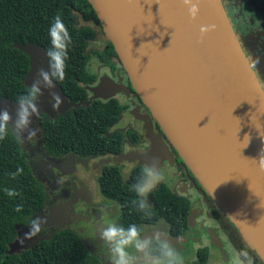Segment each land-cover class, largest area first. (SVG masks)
Segmentation results:
<instances>
[{"label": "water", "instance_id": "95a60500", "mask_svg": "<svg viewBox=\"0 0 264 264\" xmlns=\"http://www.w3.org/2000/svg\"><path fill=\"white\" fill-rule=\"evenodd\" d=\"M87 1L132 89L150 112L131 111L143 123L148 149L120 153L113 161H136L143 166L158 159L160 167L165 162L173 166L174 155L154 131V121L202 189L264 264V171L259 165L264 155V91L221 0H199L196 20L190 19L182 0ZM209 25H215V30L201 40L200 27ZM41 52L40 60L31 58L25 78L30 87L41 69L49 71L46 51ZM85 89L90 97L73 102L57 85L51 90L42 86L38 114L53 119L68 109L88 107L94 100L128 95L122 78L115 81L107 74ZM52 92L62 100L58 110L51 101L41 99H51ZM10 103L0 111L7 109L16 116L18 105ZM79 199L90 202V194L81 183L73 202ZM196 217L197 209L193 208L189 228ZM168 238L172 245L180 242L179 238ZM210 241L219 247L212 234Z\"/></svg>", "mask_w": 264, "mask_h": 264}, {"label": "trees", "instance_id": "16d2710c", "mask_svg": "<svg viewBox=\"0 0 264 264\" xmlns=\"http://www.w3.org/2000/svg\"><path fill=\"white\" fill-rule=\"evenodd\" d=\"M58 14L72 37V43L68 48L65 79L55 81V84L70 101L77 102L90 97L85 87L93 85L97 77L88 70V61L93 53L98 52L89 53L87 49L100 23L89 2L0 0V99L17 103L20 96L27 94L30 86L25 83V78L30 72L31 58L18 46L33 45L47 53L51 48L49 29ZM79 19L84 24H79ZM109 47L112 55L117 58L111 43ZM107 58L104 61L106 64L110 56ZM47 60L49 64L48 57ZM259 65L264 68V62ZM125 109L126 106L117 98H112L107 101L94 100L88 107L68 109L53 119L45 113H39L36 122L41 128L43 152L54 160L69 154L81 158L119 155L123 151L125 137L133 144L140 142L139 135L132 130L108 134ZM178 159L185 167L181 158ZM18 168H22L23 173L13 178L12 174ZM141 168L142 165L134 166L126 178H123L116 165H104L100 170L98 189L104 198L118 204L117 223L124 227L135 224L143 234V226H153L164 221L171 237L185 235L191 202L167 185L160 184L148 194V205L152 211L150 218L133 206L132 201L138 197L132 191V185L140 175ZM197 185L211 207V217L222 222L230 238L237 241L239 233L232 230L212 199ZM5 188L15 190L19 195L9 197ZM50 201L47 188L34 175L26 150L9 126L6 138L0 140V264H104L71 228L55 232L29 249L7 254L10 244L16 240L17 225L27 226L31 218L42 213ZM17 206H22L21 211L15 210ZM240 243L238 246L242 248ZM208 256L206 248L199 249L191 264H207Z\"/></svg>", "mask_w": 264, "mask_h": 264}, {"label": "rangeland", "instance_id": "374dc122", "mask_svg": "<svg viewBox=\"0 0 264 264\" xmlns=\"http://www.w3.org/2000/svg\"><path fill=\"white\" fill-rule=\"evenodd\" d=\"M79 24H84L81 19H79ZM97 46V42L91 41L88 44V52L90 53L91 51H95L94 47ZM20 47L33 60L37 61L43 57L41 49L30 45ZM105 54L106 53L104 52L101 54L93 53L88 61L87 68L90 73L96 75L97 79L103 73L108 75L107 70L104 67L111 65V57L109 58V62L106 64L104 61H107L108 55L105 56ZM253 67H258L260 75L264 74V68H262L257 61H255ZM25 83L29 84L27 81H25ZM44 98L48 97H41V99ZM116 98L121 104L125 105V101L121 95H117ZM50 101L51 99L48 102ZM9 105H11L9 101L0 99V109H4ZM125 106L127 107L126 110L121 113L119 121L109 129L108 134H111L114 131L126 132L127 130H132L139 135L141 141L138 145H135L129 142L125 137L123 140V152L128 150H135L138 152L142 151L148 144L144 137L142 123L141 121L134 119L130 114L131 112H128L130 109L129 105ZM11 116L13 120H15L16 116ZM9 126L15 133L11 124ZM30 129L36 130V136L29 138L28 133L24 132L22 138L18 139L20 140L21 146L28 154V161L32 167L34 175L47 188L51 196V201L42 213H38L31 218L27 226L17 225L16 240L10 244L11 246H9L7 254L18 253L21 250L29 249L36 242L48 239L55 232H58L64 228H71L80 236L84 244L94 254L98 255L103 260L104 264H110L108 259V248L102 243V241L99 240L98 230L105 222L117 223V218L119 216V206L114 201L108 200L100 194L97 185V177L99 176L100 170L104 165H116L119 167L123 178H126L130 170L138 163L136 161L130 162L126 160L115 162L113 161V156L110 155L96 158H81L75 154H69L62 159L54 160L49 158L42 150L41 128L36 121H33L30 124ZM161 169L165 175V181L160 184H165L171 189L179 190V185L182 179L177 169L165 164L161 166ZM80 183L90 194L89 203H85L83 200H79L76 203L73 202ZM160 184H158L156 188ZM192 194L187 193V197L194 205L196 203L194 202V195ZM146 200L147 203H149L148 195ZM36 218H40L41 220L46 219L47 223L42 225L40 233H38L35 237L25 239V235L29 232V228L31 227V222ZM197 222H201L204 224V226H208L210 228H216V232L218 233L219 237L224 239V235L217 228V224L214 221L207 219L205 209L202 210V216L197 218ZM143 227L144 233L142 235L150 236L157 231H163L166 233L168 232L167 224L164 221H159L153 226L145 225ZM212 230L215 232V229ZM183 239L192 242L189 247H186L187 250L173 245L178 249L183 258L189 252L193 253L196 249L210 246L206 233L204 231L196 233V229L194 228L189 229L186 235L183 236ZM239 239L242 241V238ZM217 240V242H219L223 247L224 243H222V241L218 238ZM243 244L245 247H247L249 252H251V255H254L252 249L246 243L243 242ZM226 248L227 252L229 253L227 255V260H233L235 255L234 250L231 249L229 244L226 245ZM209 249L210 256L208 264H227L226 259L224 257L221 259L216 250L212 248ZM194 260V255H191L187 258V260H185V264H190Z\"/></svg>", "mask_w": 264, "mask_h": 264}, {"label": "clouds", "instance_id": "9594fccd", "mask_svg": "<svg viewBox=\"0 0 264 264\" xmlns=\"http://www.w3.org/2000/svg\"><path fill=\"white\" fill-rule=\"evenodd\" d=\"M182 4L187 7L190 19L196 20L200 11L199 0L196 2L182 0ZM214 30L215 25L201 26V40ZM49 37L51 48L46 53L49 59V71L45 72L41 69L38 72V78L33 82L27 94L19 97L15 120L7 109L0 111V140L6 138L10 124L17 138H22L24 132L28 133L29 138L36 136V130H31L30 124L32 117L39 112L37 104L38 98L43 95L42 86L51 90L56 87L55 81L65 79L66 60L72 37L59 14L50 26ZM61 104L60 96L52 92L51 105L53 109L58 110ZM158 165V159H153L151 164L145 163L136 182L132 185V191L138 197L132 201L133 206L149 218L152 216V211L146 197L158 184L165 181V175ZM259 165L264 171V155L259 159ZM22 173L23 169L18 168L12 176L15 178ZM4 191L9 197L19 195L15 190L5 188ZM21 209L22 206H17L15 210L19 212ZM46 223V219H34L25 239L35 237L40 233L42 225ZM98 233L99 240L108 248L110 264H185L178 249L169 242L166 232L157 231L150 236L142 235L141 229L135 224L124 227L116 222H105L101 225ZM232 264H253V260L247 251H240L234 255Z\"/></svg>", "mask_w": 264, "mask_h": 264}, {"label": "flooded vegetation", "instance_id": "af4514ba", "mask_svg": "<svg viewBox=\"0 0 264 264\" xmlns=\"http://www.w3.org/2000/svg\"><path fill=\"white\" fill-rule=\"evenodd\" d=\"M221 2H222L225 13L228 17V20H229L230 25L233 29V32L235 33V35L237 37V40L240 44L242 51L244 52L251 68L253 69V71L257 77V79L258 80L260 79L262 82L264 77H262V75H260L258 67L254 68L253 65H254L255 61H257L258 64L264 62V0H221ZM97 29L98 30L95 34V37L91 40V41L97 42V44H98L97 47H94V50L96 52H98L99 54L104 52V53H106L105 56L109 55L111 57V65L108 67L105 66L104 68L107 70L109 77H111L115 81H117L119 78H122V83L127 87L128 95L121 94V96H122L123 100L125 101V105H129V107H130L128 112H131L134 109H138L139 113H144V114L150 115L149 110L141 103L138 96L136 95V93L132 89L131 83H130L127 75L125 74L122 66L120 65L118 58H116L115 56L112 55L111 50L109 49L110 41L105 37L101 25H100V27H97ZM103 74H105V73H103ZM260 80H259V82H260ZM261 82H260V84H261ZM261 86L264 87V83H262ZM132 117L134 118L133 115H132ZM142 127H143V123H142ZM153 129L157 134L160 135L161 139L167 144L169 151L174 155L173 166H170V167H172V168L175 167L177 169L178 173L180 174L181 179H182V181L179 185L180 186L179 190L176 189L178 191V193H176V194L181 195V196H185V197H187V193H189V194L193 193L192 195H194V202L196 203L194 205H193L192 201H190V199L188 197L187 198L191 202V205H192L191 209H193V208L197 209V217L194 220L193 227H191V228L188 227V230L194 228V229H196V233L204 231L208 237L209 244H210L209 247L205 246V247H202L199 249L206 248L208 250V255L210 256V249L209 248H212L218 252V255H220L221 259L223 257L226 259L227 264H232V259L227 260V258H228L227 255L229 253L227 252L226 245L229 244L231 249L234 250L235 254L237 252H240V251H247L249 256L253 260V264H262L259 257L255 253H254V255H251V252H249V250L247 249V247H245L243 242L240 241L241 239H239V238H242L241 236L238 235L237 241L235 240L236 241L235 242L234 240H232L230 238V236L227 233V230L225 228H223L224 225L222 224V222L220 223L218 220L211 217V215H210L211 207H210L209 203L206 201L203 193L200 192L198 185H197L198 181L194 178L193 174L186 168V166L184 167L180 163V161L178 159L179 155L175 152L174 148L169 144V142L167 141L165 136L161 133L158 125L154 121H153ZM144 134H145V131H144ZM140 141H141V139H140ZM146 141L148 142L147 139H146ZM139 143H137L135 145H138ZM148 147H149V142L146 145L145 149H143L142 151H139V152L136 151V152L143 153L148 149ZM129 151H132V150H128L126 152L122 151V153H127ZM133 151H135V150H133ZM177 155H178V157H177ZM164 164L168 165L167 162H165ZM137 165H139V164H137ZM181 187H183V188H181ZM171 190L173 191V189H171ZM188 191H190V192H188ZM79 200H81V199H79ZM79 200H77V201H79ZM75 203H73V204H75ZM203 209L206 210L207 219L212 220L217 224V228L224 235V239H221L219 237L218 233L216 232V228H210L208 226H204V224L201 222H197V218L202 216V210ZM227 222L231 225L232 230H236L234 228V226L228 220H227ZM143 229H144V227H143ZM212 229H215V232ZM188 230H187V232H188ZM210 234H212L215 237L216 241H218L217 238L219 240H221L222 243H224V246L222 247L219 242H217V243H219L218 245L220 247L212 245L211 241H210ZM167 235H169L168 232H167ZM185 235H183V236H185ZM183 236L176 237V238L180 239V242L176 243L175 245L179 246L180 248H184V250H187L186 247H189L192 242L186 241L185 239H183ZM238 242H242V243H240L242 248H240V246H238ZM199 249H196L193 253H190V252L187 253L186 256H184V259L187 260V258L191 255H194V257L196 259V252ZM209 256H208V260H209ZM231 258H232V256H231ZM207 264H208V262H207Z\"/></svg>", "mask_w": 264, "mask_h": 264}, {"label": "bare ground", "instance_id": "6f19581e", "mask_svg": "<svg viewBox=\"0 0 264 264\" xmlns=\"http://www.w3.org/2000/svg\"><path fill=\"white\" fill-rule=\"evenodd\" d=\"M44 100H45V101H49V100H50V98H44Z\"/></svg>", "mask_w": 264, "mask_h": 264}, {"label": "crops", "instance_id": "0c3cea01", "mask_svg": "<svg viewBox=\"0 0 264 264\" xmlns=\"http://www.w3.org/2000/svg\"><path fill=\"white\" fill-rule=\"evenodd\" d=\"M173 191H174L175 193H178V191H177L176 189H173Z\"/></svg>", "mask_w": 264, "mask_h": 264}]
</instances>
